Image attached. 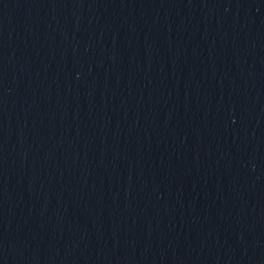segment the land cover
<instances>
[{
    "label": "water",
    "instance_id": "1",
    "mask_svg": "<svg viewBox=\"0 0 264 264\" xmlns=\"http://www.w3.org/2000/svg\"><path fill=\"white\" fill-rule=\"evenodd\" d=\"M0 264H264V0H0Z\"/></svg>",
    "mask_w": 264,
    "mask_h": 264
}]
</instances>
